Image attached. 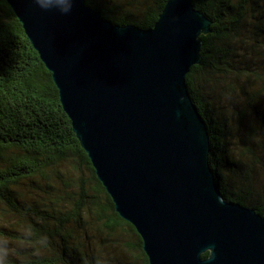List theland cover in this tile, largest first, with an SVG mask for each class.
Returning <instances> with one entry per match:
<instances>
[{
  "label": "water",
  "instance_id": "obj_1",
  "mask_svg": "<svg viewBox=\"0 0 264 264\" xmlns=\"http://www.w3.org/2000/svg\"><path fill=\"white\" fill-rule=\"evenodd\" d=\"M5 1L150 264H264V217L224 200L188 91L212 25L193 1L168 0L151 29L115 25L86 0Z\"/></svg>",
  "mask_w": 264,
  "mask_h": 264
},
{
  "label": "trees",
  "instance_id": "obj_2",
  "mask_svg": "<svg viewBox=\"0 0 264 264\" xmlns=\"http://www.w3.org/2000/svg\"><path fill=\"white\" fill-rule=\"evenodd\" d=\"M192 1L212 21L211 32L200 37L201 63L187 77L209 130V163L225 201L264 217L254 179V169L263 167L258 149L264 152V106H258L264 101V0ZM167 2L86 0L105 20L142 29L155 26ZM236 117L243 123L237 127ZM7 215L24 231L0 227V237L21 245L0 264H111L108 248L131 253L136 263L127 264H150L143 239L117 213L82 148L52 73L0 0V219Z\"/></svg>",
  "mask_w": 264,
  "mask_h": 264
},
{
  "label": "rangeland",
  "instance_id": "obj_3",
  "mask_svg": "<svg viewBox=\"0 0 264 264\" xmlns=\"http://www.w3.org/2000/svg\"><path fill=\"white\" fill-rule=\"evenodd\" d=\"M258 106H259V108L261 106L263 107L264 101L261 102V100H260L258 103ZM243 109H244V104H243ZM253 121H254V119H253ZM233 123L235 124V127H237L238 124H240V125L243 124L241 122V117H236L235 119L233 118ZM253 124H254V122L251 125H253ZM236 135H237L236 139H241L244 134H243V131H241V132L237 133ZM262 143H264V142H262ZM234 146H237L236 149L237 148L241 149V145H234ZM259 146L264 147V145H259ZM258 153H259V158L262 160L260 162V164H263L262 165L263 167L262 168L256 167L254 169V179H255L256 187L259 188L260 193L263 194L262 198L264 199V152H263V150L259 151V149H258ZM250 162L251 161L249 159H246L243 163L247 164ZM235 178H236V180H235ZM235 178H234L235 181L240 180V178L237 176ZM235 188H237V186H235ZM258 199H259V195L254 196L251 198L250 202L256 203V202H258ZM262 201L264 202V200H262ZM9 220H11V222H9ZM13 220L14 219L12 216H10V215L5 216V220L0 219V227H5L8 230L12 231L13 233L19 232L20 230L24 231V229H22L21 227L19 228L16 224H13L12 223V222H14ZM21 223H22V221H21ZM12 240L13 239H11L10 237H8V239H4V238L0 237V257H3L5 254H8V253H15L21 247L19 242L12 241ZM125 242H131L132 243L133 241H132V239L126 237ZM108 251L111 253V255H113V261L111 264H127L131 261L136 263V259L132 258L131 253H129L128 251H127L128 253H125V251H123L122 249H117V254H115L112 251V249H110V248H108Z\"/></svg>",
  "mask_w": 264,
  "mask_h": 264
},
{
  "label": "clouds",
  "instance_id": "obj_4",
  "mask_svg": "<svg viewBox=\"0 0 264 264\" xmlns=\"http://www.w3.org/2000/svg\"><path fill=\"white\" fill-rule=\"evenodd\" d=\"M67 9H65V11H66Z\"/></svg>",
  "mask_w": 264,
  "mask_h": 264
}]
</instances>
